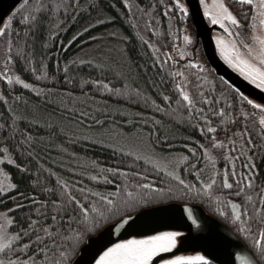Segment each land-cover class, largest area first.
<instances>
[{
	"label": "snow or ice",
	"instance_id": "6c2138e0",
	"mask_svg": "<svg viewBox=\"0 0 264 264\" xmlns=\"http://www.w3.org/2000/svg\"><path fill=\"white\" fill-rule=\"evenodd\" d=\"M200 4L204 16L219 25L225 34L227 42L225 37L216 39L217 47L227 62L257 88L264 89V0H232L231 5L225 0H213L211 6L205 0H200ZM122 5L128 13H133L134 7L139 13L135 19L128 16L127 22L137 27L138 20L142 21L145 30H149L152 35L158 31L154 19L160 20V16H153L155 10L160 9L161 14L167 17L169 29L173 19L177 23L185 21L190 12L188 0H150L147 6L142 0L135 5L130 0H122ZM58 7H63L67 13L69 9L80 11L82 7L93 6L73 2ZM55 10V7L51 9L53 12ZM46 11L45 0H35L34 7L29 0H22L13 9L12 15L6 19L0 18V24L3 25L0 26V46H3L0 78L9 86L15 81L23 85L24 89L37 93L40 99L51 102L50 89L27 82L20 75H11L9 67L13 62V24L36 28L39 16L34 13L45 15ZM16 15H19V21L15 19ZM95 23L102 21L96 20ZM233 26L238 31L234 32ZM86 31L82 28L72 40ZM50 35L55 36L56 32L52 31ZM111 35L115 36L116 32ZM136 37L151 50L150 58L142 65V69L145 73L155 69L148 83L157 90L164 103L151 99L140 88H128L126 81L123 84L117 81L118 86L114 87L106 79L92 77L80 81L82 89L86 85L91 86L87 92H81L84 100L77 101L80 108H66L63 101L57 102L58 108H66L65 115L69 119L73 115L76 117L73 123L80 124V129L76 131H84L85 141L112 149L113 156L118 154L121 158L119 163L113 161L107 164L82 158L63 144H53L52 135L55 133L49 136L45 144L44 136L34 135L27 125L19 126L18 121L23 122L28 117L18 116L12 108L7 109L11 113L9 119L0 116V137L4 138L0 140V198L8 200L11 205H3L4 210L0 211V264H77L82 252L87 255V264H153V258L158 257V254L175 249L181 235L176 230L157 231L127 239L117 237L114 242L103 239L105 230L111 235L113 227L119 230L122 225L130 226L131 214L136 209L165 194V189L158 188L148 172L140 169L141 161L152 164L153 172L162 170L167 177L173 178L175 186L167 192L175 193L176 198L199 199L210 206L216 205L214 211L232 225L234 234L244 241L241 247L248 250L230 254L239 264H264V181L256 183L258 169L253 151L264 152V103L249 98L227 81H222V91L216 94L217 86L208 79L204 64L196 59L184 60L185 51L177 52L175 47L168 51L167 45L153 43L139 31ZM72 40L68 43L71 44ZM183 41L185 44L193 41V36L186 29ZM17 52L18 59H27L21 49H17ZM173 53L181 59H174ZM74 62L87 63L102 73L107 71L105 63L91 58L69 60L63 68L66 83H73L67 72L69 65ZM40 69L43 70L36 75L37 81L54 79L48 75L44 62L40 63ZM190 69L197 71L192 72ZM31 71L36 74L38 69L33 67ZM112 74L114 78L121 75L117 71ZM93 88L100 94L111 93L129 100L135 97L145 104L151 99V105L157 113L179 117V121L195 129L200 138H188L192 141L184 145L188 154L165 153L163 162L151 159L149 153L155 154L156 146L169 139L161 127V120H132L120 109L114 110L113 116L119 114L124 117L123 126H132V131L128 132L123 126L117 127L112 116L97 119L93 115L92 105L85 103L92 99ZM61 94L64 95L63 90ZM12 99L20 101L22 97L13 92ZM23 100L28 107V98L24 97ZM0 101L8 103V96L4 92H0ZM173 103L176 107L168 112V107ZM30 107L33 112L39 110V104L32 103ZM95 111L110 110L105 106ZM30 123L39 125L41 121L31 119ZM44 126L57 128L70 141L75 134L71 131L65 133L63 121L58 124L48 122ZM53 147L62 159H69V164L61 162L59 167L70 175H62L53 167L46 166L40 153L44 148ZM214 150L216 155H212ZM217 159L224 161L223 167L217 168ZM52 163L57 162L53 160ZM13 166L23 174L22 179H29L31 190L28 195L19 192L14 173L6 170ZM89 168H95L96 171H89ZM133 168L136 169L134 172ZM85 180L89 182L85 183ZM92 182H96V186ZM99 182L110 187L105 188ZM12 193H15V198L9 200ZM17 198L20 202H17ZM16 210H19L20 215H15ZM184 212L186 219L191 221L190 228L196 226L200 232L208 231L205 222L188 203L184 205ZM210 257V251L208 254H174L159 259V264H212Z\"/></svg>",
	"mask_w": 264,
	"mask_h": 264
},
{
	"label": "trees",
	"instance_id": "16d2710c",
	"mask_svg": "<svg viewBox=\"0 0 264 264\" xmlns=\"http://www.w3.org/2000/svg\"><path fill=\"white\" fill-rule=\"evenodd\" d=\"M229 5H231L232 0H225ZM46 2V14L40 15L39 13H34L39 16L38 25L36 28L30 29L28 26H22L19 23L13 24V44H12V55L13 62L10 67V74L20 75L22 79H25L27 82L39 84L40 87L51 90V102L40 99L37 96V93L32 92L31 90L24 89L23 85L13 82L12 85H7V82L3 81L0 78V92H4L8 96V103L4 104L3 101H0V116L4 119H9L11 113L7 111L8 108H12L18 116L28 117L23 122L18 121L20 127H27L32 131L34 135L44 136V143H48V138L52 135L53 144H63L69 149V151H76L78 155L86 159H96L100 163L112 164L113 161L116 163L120 162V157L117 154L113 156V150L108 147H101L98 144H94L91 141H85L83 139L84 131L81 129L79 132L76 129H80V124H74L76 117L73 115L71 119L65 115L66 108L76 107L80 108L81 105L77 101L84 100V96L81 95V92H87L90 85H86L83 89L81 88V79L87 81L89 77L92 78H103L110 82L114 87L118 86L117 81H120L123 84L125 81L127 87L131 89L140 88L142 93H146L151 99H156L158 103H164L162 98L159 97L158 92L155 88L151 87L148 81L153 78L155 74V69L151 72L145 73L142 69V65L150 58L151 50L146 48V45L136 37V32L139 31L142 35L147 36L153 43L165 44L168 46L167 50L172 51L173 47H177L182 39V35L186 30L193 28V21L191 16L188 15L185 21L177 23L175 19L172 21V27L169 29V21L167 17L161 14V10L157 9L153 12V16H160V20L156 21L154 19L153 23L158 28V31L155 35H152L149 30H145L144 24L142 21L138 20L137 27H133L130 23L127 22L128 16H133L135 19L139 13L136 12L134 7L133 13H128L127 9L122 5V0H45ZM73 2H80L83 5H92L93 7H82L80 11H72L69 9L65 13L63 7H58L60 4L68 5ZM130 2L135 5L140 2V0H130ZM143 4L147 6L150 3V0H142ZM29 3L34 7L35 0H29ZM55 7V11L51 9ZM28 10V9H24ZM235 12V9H232ZM124 15H121V13ZM99 15V16H98ZM98 16L103 17L107 20L103 24L94 26L87 29L86 32H82L80 36L76 37L75 40H72L73 35L76 33L77 29L81 24L92 17ZM111 17V19H107ZM15 19L19 21V15L15 16ZM55 26V27H54ZM105 26H111L118 29L123 35L124 39L123 45L128 59V65L124 66L119 73L118 77H113V71L116 69L107 67V71L102 73L99 70H94L87 63L77 64L72 63L68 67L67 75L73 81V83H66L64 81L65 72L63 70L64 65L70 60V58L78 52L82 47L91 42V36L101 28ZM52 31L56 32L55 36H51ZM28 33L27 35L25 33ZM171 32V35H169ZM127 37V39H125ZM69 40H72L69 44ZM66 45V47H65ZM17 49H21L23 56L27 59H18L19 53ZM27 61H32L28 63ZM44 62L47 65V72L50 77H54L51 80H36V75L40 71V63ZM205 68L207 69L208 79L213 81L216 84V94H220L222 91V81H227L224 77L218 74L215 69L212 67L210 62L207 59L202 61ZM35 67L38 69L36 74H33L31 69ZM192 72L197 71V69H190ZM118 72V71H117ZM228 82V81H227ZM228 84H231L228 82ZM232 85V84H231ZM207 88V86H205ZM63 90L64 95L61 94ZM13 92L16 95L22 97L20 101H14L12 99ZM92 99L85 101L86 104L90 103L94 109L93 115L99 119L101 116L105 118L112 116L113 120L116 122L117 127L123 126L122 117L119 114L113 116V111L120 109L121 112L127 113V118L132 120H148L151 121L154 118L161 120V127L169 136L168 141L163 142L162 145H157V149L165 151H174L179 150L184 154H188V150L184 145L192 143L190 139L191 136L200 138V134L190 126H187L179 121L177 116H168L165 114L157 113L153 106L151 105V99L145 104L143 100L138 98H132L129 100L127 97H117L111 93L100 94L95 88L91 92ZM27 97L29 101V106L26 107L24 104L23 98ZM63 101L66 105V108H58L57 102ZM32 103L39 104V110L36 112L32 111L30 105ZM107 107L110 111L108 112H99L97 113L95 109H102ZM176 105L173 103L168 107V112H171L172 108H175ZM250 107V106H249ZM231 112V109H229ZM140 114L139 116L135 114ZM49 117L51 120L49 121ZM31 119H40L41 124H32L30 123ZM60 121H63L65 133L74 132L75 134L70 141L66 134H60L58 129L45 127V123L51 122L53 124H58ZM9 122H11L9 120ZM90 123V121H89ZM125 131L131 132L132 126H123ZM4 139L0 137V140ZM193 146H195L193 144ZM43 147V145H42ZM11 150V149H10ZM255 152V163L257 164V184H260L261 181H264V152H258L253 149ZM43 157V160L46 161V166L53 167L54 170L61 172L62 175H70L64 172L59 167V164L63 162L64 164H69L68 158L61 157V154L53 148H44L43 152L40 153ZM212 155H216L214 150ZM67 154H65V157ZM55 160L57 163L53 164L52 161ZM237 167L239 170L240 161L237 162ZM2 166V165H0ZM217 168L224 166V161L217 159L216 161ZM182 167V166H181ZM152 164H145L143 161L140 162V169L146 170L148 175L152 179V182L157 185L158 188L165 189V194L158 199L152 200L151 203L144 205L141 208L136 209L134 215L139 211L145 208H151L161 205H167L171 203H179L188 205H197L202 210L210 215L211 217L217 219L219 222L224 224L233 234V227L225 219H223L218 213L214 211L216 205H208L203 201L189 200L185 198L180 200L176 198L175 193H169L167 190L175 186V181L171 177H167L166 173L162 170L153 172ZM9 170L15 175V181L19 183V192L24 195H28V192L31 190V185L28 178H23V174L16 171L14 166ZM136 169L133 168V172ZM89 171L95 172V168H89ZM179 171V169H178ZM188 179H192L191 176H188L187 173H183ZM54 183V178L52 179ZM89 181L85 180V183ZM147 182V181H143ZM93 186H96V182H92ZM101 186L109 188L110 185H104L103 182H99ZM231 191V190H225ZM15 198V193H12L9 196V200ZM17 202H20L17 198ZM3 205H11L8 203V200L0 198V211H3ZM221 206L223 203L221 202ZM27 209H25L26 211ZM15 215H20L19 210L15 211ZM10 230H14L11 229ZM237 239L244 244L242 238L234 234ZM247 249V248H246ZM212 264H215L212 262Z\"/></svg>",
	"mask_w": 264,
	"mask_h": 264
},
{
	"label": "rangeland",
	"instance_id": "374dc122",
	"mask_svg": "<svg viewBox=\"0 0 264 264\" xmlns=\"http://www.w3.org/2000/svg\"><path fill=\"white\" fill-rule=\"evenodd\" d=\"M212 2L213 0H205V3L209 6L212 5ZM20 3H22V0H0V18L6 19L7 16L12 15L13 9L17 8V5ZM188 3L190 6L189 15L191 16L194 25L193 28L186 31L188 34L193 36V41L190 44H185L183 41V35L185 34L184 31L181 42L176 47L177 52L185 51L186 55L183 58L184 60L196 59L200 63H202L204 59L209 60L215 70L220 73L229 83L235 85L236 88H239L245 93V95L249 96V98L256 99L257 102L264 103V89L257 88L251 83L250 80H247L243 75H241L239 71L233 68L221 54L220 49L217 47L216 38L225 37L221 27L219 25L213 24L210 18L204 16L203 7L200 4V0H188ZM98 16H94L92 19H89L88 21H85L83 24H81L76 33L82 28L89 29L94 26L101 25L107 21L103 19L104 16ZM96 20H100L102 23L97 24L95 23ZM90 24L92 27H88ZM0 26L3 25L0 24ZM233 31H238V29L233 26ZM112 32H116V35H111ZM91 39V42L76 52L70 58V60H88L91 58L97 62L105 63L107 67L116 69L118 72L124 66L128 65V59L126 58L122 41L124 39V35L118 29L111 26H105L96 31L91 36ZM225 42H227L226 37ZM2 50L3 46H0V61L3 60ZM241 51L243 53V49H241ZM105 57L107 58L106 60L104 59ZM173 58L176 60L181 59L176 53H173ZM0 70H2V65H0ZM165 153L184 154L179 150L165 151L156 148L155 154L149 153V156L151 159L163 162ZM141 155H144V153H141ZM175 205L176 207L184 210L185 204L177 203ZM151 208H145L142 212L140 211V215H133L130 226L122 225L119 230H116L113 227L111 229V235H109L108 231L105 230L103 239L114 242L115 238L117 237L119 239H127L131 236L150 235L157 231L176 230L181 233L180 237L178 238L177 247L172 249L170 252L158 254V257L153 258V264H159V259L168 258L174 254L194 255L196 252L208 254L209 251L205 244L206 237L204 232H200L199 229H196L193 226L190 228V221L184 219L149 222L145 218V215L149 213ZM77 264H87V255L85 253L82 252L80 257L77 258Z\"/></svg>",
	"mask_w": 264,
	"mask_h": 264
},
{
	"label": "water",
	"instance_id": "95a60500",
	"mask_svg": "<svg viewBox=\"0 0 264 264\" xmlns=\"http://www.w3.org/2000/svg\"><path fill=\"white\" fill-rule=\"evenodd\" d=\"M175 204L177 203L152 207L151 210H149V213L145 215V218L149 222H162L172 219L187 220L186 213L184 212V210L176 207ZM189 206L193 207L194 213L201 218L202 222H205V227L206 229H208V231L204 232L206 237L205 244L207 246L208 251L211 252L212 262L215 264H239V261H236L234 256L230 254L234 251L247 252L248 250L246 249V247H241V245L243 244L237 239V237L224 224L205 213L202 208L197 205ZM143 210H141V212ZM141 212L139 211L136 214H141ZM193 227L197 229L196 226Z\"/></svg>",
	"mask_w": 264,
	"mask_h": 264
}]
</instances>
